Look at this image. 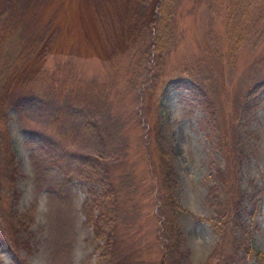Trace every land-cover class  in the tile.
I'll list each match as a JSON object with an SVG mask.
<instances>
[{"label":"rangeland","instance_id":"374dc122","mask_svg":"<svg viewBox=\"0 0 264 264\" xmlns=\"http://www.w3.org/2000/svg\"><path fill=\"white\" fill-rule=\"evenodd\" d=\"M232 190L264 254V0H0V240L17 259L216 264Z\"/></svg>","mask_w":264,"mask_h":264},{"label":"trees","instance_id":"16d2710c","mask_svg":"<svg viewBox=\"0 0 264 264\" xmlns=\"http://www.w3.org/2000/svg\"><path fill=\"white\" fill-rule=\"evenodd\" d=\"M162 1H165V0H162ZM202 95L203 94H201L200 100L203 103V109H204V111L207 112L208 118H212L214 115L212 100H210L209 97H206L204 95H203L204 96L203 97ZM218 140H220V137ZM2 153L5 156V161L10 163L9 167L11 165V167H10L11 170L13 172H15L16 168H15L14 163H13L14 157H13L12 152L10 151V147L7 146L3 150ZM104 178H106V177L104 175H101L99 177V180H102L103 183L106 184L107 188L109 190H112V187L108 183V180L104 179ZM13 180L14 179L11 178L10 183H12ZM225 185H227V184H225ZM165 188L167 190V191L164 190V192H163V195H164L163 198L166 200L165 204L168 205L169 207H170V205H172L173 209H176L177 207H176L174 200L170 194L172 187H169V188H171V190L167 186ZM235 194H236V191H234V193L232 191H229V192L227 191V193L225 194V198L223 199V201H221V204L219 206L220 210L217 212L218 220H216L214 222V228L217 229V233H218V237H219V242L216 245L214 252H213L214 255L215 254L218 255L217 259L219 261L216 264H234V263H236L235 260L238 259V257L240 259L242 258V259L247 260L248 258H251L252 256L261 260V262L264 263V254L263 253H261L260 251L255 252L251 248L245 246L244 240L246 238H244V236L246 237L247 232H245V228L242 226V216H240V213H239L240 209H241V206H240L241 200H240L239 195L236 196ZM10 196L11 197L8 200V204H7L8 207H10V205H13L15 203V201H16L15 196H18L15 193V186L13 184L11 186ZM111 201H112V203L110 205H113L114 199L113 200L111 199ZM7 206H5V204L2 200V197H0V210L1 211H3V210L8 211L9 208L7 209L6 208ZM108 213L109 212L107 210L104 211V209L100 211V214L98 216H99V218H101L100 219L101 222H107V219H108L107 217L109 216ZM96 219H94L92 221L93 227L98 226V224L95 223ZM169 223H170V227H171L172 220L167 222V224H166L167 230H169V228H168ZM94 225H96V226H94ZM95 229H97V228H95ZM235 230L240 231L243 234V237L241 239L234 237L233 232ZM1 240H0V247L3 248L4 250H6L11 255V258L13 259V262H12L13 264H26L25 259L19 260L16 258V251L13 247H10L8 245V243L3 242ZM110 241L111 240H109V242H108V248L112 247V244L110 243ZM226 249H230L232 254H230V255L227 254Z\"/></svg>","mask_w":264,"mask_h":264},{"label":"bare ground","instance_id":"6f19581e","mask_svg":"<svg viewBox=\"0 0 264 264\" xmlns=\"http://www.w3.org/2000/svg\"><path fill=\"white\" fill-rule=\"evenodd\" d=\"M253 69H254V67H253ZM255 69H257V68H255ZM257 71H259V70L257 69ZM251 72H253V71H251ZM253 73H254V72H253ZM255 73H256V71H255ZM261 73H262V70H261ZM257 75H259V73H257ZM204 79H205V78H204ZM203 81H204V80H203ZM206 82H207V81H206ZM208 82H209V81H208ZM210 83H211V82H210ZM205 84H206V83H205ZM214 84H215V83H214ZM202 87L204 88V86H201V88H202ZM203 91H204V90H203ZM200 93H201V92H200ZM202 96H203V95H202ZM203 97H204V96H203ZM206 100H207V99H206ZM162 188H163V187H162ZM162 190H163V189H162ZM162 190H161V191H162ZM164 190H165V189H164ZM161 191H160V192H161ZM232 191H233V190H232ZM233 192H234V191H233ZM171 206H172V205H171ZM168 207H169V206H168ZM169 209H170V208H169ZM172 209H173V208H172ZM176 209H177V208H176ZM248 243H249V242H248Z\"/></svg>","mask_w":264,"mask_h":264}]
</instances>
